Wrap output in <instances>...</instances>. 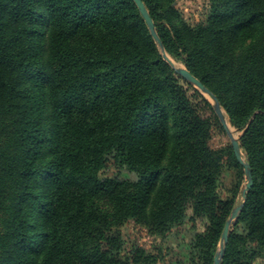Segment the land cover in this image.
<instances>
[{
	"label": "trees",
	"instance_id": "16d2710c",
	"mask_svg": "<svg viewBox=\"0 0 264 264\" xmlns=\"http://www.w3.org/2000/svg\"><path fill=\"white\" fill-rule=\"evenodd\" d=\"M181 20L174 0H141L163 50L241 132L252 185L221 264L264 260V0H207ZM209 101L157 51L133 0H0V264H129L118 227L163 235L206 218L188 264H213L237 171ZM113 166L133 179L103 177ZM110 205L104 209L99 198ZM156 257L133 248V264ZM182 264V263H178Z\"/></svg>",
	"mask_w": 264,
	"mask_h": 264
},
{
	"label": "rangeland",
	"instance_id": "374dc122",
	"mask_svg": "<svg viewBox=\"0 0 264 264\" xmlns=\"http://www.w3.org/2000/svg\"><path fill=\"white\" fill-rule=\"evenodd\" d=\"M172 5L178 11L181 20L184 21L190 27H194L200 23H203L206 20L208 12L207 0H174ZM154 44L157 48V51L162 56L161 51L155 42ZM165 54L172 65H170L164 58L163 59L168 63L172 70L176 72V69L178 68L185 69L183 63L171 58L166 52ZM177 75L179 74L177 73ZM186 83L191 86V88L198 91L202 96H204L212 105L213 101L206 94L201 93L196 87H194L189 82L186 81ZM223 113L229 130V134L232 138L237 139L239 142L241 132H239L230 125L227 115L224 111ZM209 144L213 149H221L225 147H231V140L229 136L225 133V131L221 133L218 130H213ZM240 152L242 160L245 162V154L241 149ZM102 176H116L125 179H133V176L128 172L119 171L113 166H108V168L102 173ZM247 181L248 177L246 176L244 169L242 170V172H239L228 162H224L221 166L220 173L217 179V192L219 197L223 200L233 198L234 209L242 203V192L245 189ZM98 200L104 209L110 211V205L108 204L105 198L100 197ZM231 213L226 221L230 219ZM189 215V212H187L181 224L171 228L163 235L151 234L147 231L145 227L134 223L132 220L124 222L117 229V233L123 240L122 256L129 259V264H133L131 261L133 256V248L138 247L143 249L146 253L152 254L156 257L155 262L151 264H188L190 241L196 233L198 234L205 232L208 226V221L206 218H203L202 220H195L194 223H191L188 220ZM233 229L234 226L230 228L229 233ZM220 243L221 236L219 238L215 254L219 250ZM255 264H264V260H258Z\"/></svg>",
	"mask_w": 264,
	"mask_h": 264
},
{
	"label": "water",
	"instance_id": "95a60500",
	"mask_svg": "<svg viewBox=\"0 0 264 264\" xmlns=\"http://www.w3.org/2000/svg\"><path fill=\"white\" fill-rule=\"evenodd\" d=\"M133 2L136 5V7H137L140 15L142 16L143 20L145 21V24L147 26V29H148L151 37L153 38L154 42L156 43V45L160 49L163 58L170 65H172L170 60L167 58V56H166V54H165V52L163 50L162 44H161V42H160V40H159V38H158V36L156 34L154 24H153V22H152V20H151V18L149 16L145 6L141 2V0H133ZM176 72L184 80H186L187 82L192 84L194 87H196L201 93L206 94L213 101L212 107H213V109L215 111V114L218 117L219 122H220L223 130L225 131V133L229 136V138L231 140V147H232V150H233V154H234L237 162L243 167L244 172H245L246 176L248 177L247 184L245 186V189L242 192V203L239 206H237V207H235L233 209V211L231 213V216H230V219L225 222V225L223 227V231L221 233L220 247H219V250L217 251V253L215 254L214 259H213V264H221V260H222V257H223L225 246H226L227 241H228L230 228L232 226H235V224L237 222V219L239 217V214H240V212L242 210V205H243V203L245 201L246 192L252 185L251 172H250V168H249L248 163L246 161L244 162L242 160L238 140L232 138L231 135L229 134V130H228V127H227V124H226V121H225L224 113H223L222 109L220 108V106L218 104V101L214 97H210V94H209L208 90L205 89L202 86V84L197 79H195L186 69L178 68V69H176Z\"/></svg>",
	"mask_w": 264,
	"mask_h": 264
},
{
	"label": "bare ground",
	"instance_id": "6f19581e",
	"mask_svg": "<svg viewBox=\"0 0 264 264\" xmlns=\"http://www.w3.org/2000/svg\"><path fill=\"white\" fill-rule=\"evenodd\" d=\"M174 65V64H173Z\"/></svg>",
	"mask_w": 264,
	"mask_h": 264
}]
</instances>
